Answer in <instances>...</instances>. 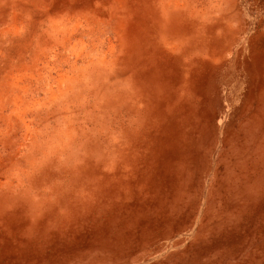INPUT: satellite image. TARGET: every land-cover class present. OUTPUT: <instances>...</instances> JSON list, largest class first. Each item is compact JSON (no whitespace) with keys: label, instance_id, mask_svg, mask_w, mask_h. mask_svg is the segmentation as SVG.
<instances>
[{"label":"rangeland","instance_id":"374dc122","mask_svg":"<svg viewBox=\"0 0 264 264\" xmlns=\"http://www.w3.org/2000/svg\"><path fill=\"white\" fill-rule=\"evenodd\" d=\"M0 264H264V0H0Z\"/></svg>","mask_w":264,"mask_h":264}]
</instances>
